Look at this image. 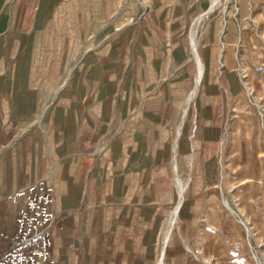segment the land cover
Returning <instances> with one entry per match:
<instances>
[{
    "label": "crops",
    "instance_id": "1",
    "mask_svg": "<svg viewBox=\"0 0 264 264\" xmlns=\"http://www.w3.org/2000/svg\"><path fill=\"white\" fill-rule=\"evenodd\" d=\"M244 1L0 0V254L41 182L54 264H170L213 196Z\"/></svg>",
    "mask_w": 264,
    "mask_h": 264
},
{
    "label": "rangeland",
    "instance_id": "2",
    "mask_svg": "<svg viewBox=\"0 0 264 264\" xmlns=\"http://www.w3.org/2000/svg\"><path fill=\"white\" fill-rule=\"evenodd\" d=\"M258 2L254 10L255 0L244 1L242 91L232 101L213 196L199 230L182 237L170 264H264V0Z\"/></svg>",
    "mask_w": 264,
    "mask_h": 264
},
{
    "label": "built area",
    "instance_id": "3",
    "mask_svg": "<svg viewBox=\"0 0 264 264\" xmlns=\"http://www.w3.org/2000/svg\"><path fill=\"white\" fill-rule=\"evenodd\" d=\"M6 201L18 211L12 242L0 254V264H54L51 248L57 214L52 190L36 182L14 191Z\"/></svg>",
    "mask_w": 264,
    "mask_h": 264
},
{
    "label": "bare ground",
    "instance_id": "4",
    "mask_svg": "<svg viewBox=\"0 0 264 264\" xmlns=\"http://www.w3.org/2000/svg\"><path fill=\"white\" fill-rule=\"evenodd\" d=\"M173 223V221L171 222V224ZM172 226V225H171ZM169 234H170V230L168 231L167 233V236H166V242L169 240ZM163 255V254H162ZM162 260V259H161Z\"/></svg>",
    "mask_w": 264,
    "mask_h": 264
}]
</instances>
